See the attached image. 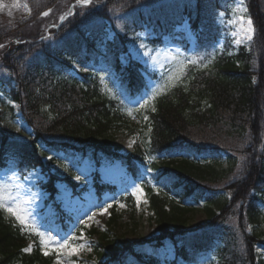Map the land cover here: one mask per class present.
Segmentation results:
<instances>
[{
	"label": "trees",
	"instance_id": "trees-1",
	"mask_svg": "<svg viewBox=\"0 0 264 264\" xmlns=\"http://www.w3.org/2000/svg\"><path fill=\"white\" fill-rule=\"evenodd\" d=\"M77 1L29 0L27 18L0 23V167L15 160L24 174L47 172L46 157L64 152L118 160L135 179L143 177L159 234L126 240L116 232L124 216L115 208L110 231L90 230L99 235L100 264H162L137 248L166 240L176 249L170 264H198L212 251L211 264H264L257 252L264 247V0H246L255 28L251 46L228 47L207 66L192 65L184 82L156 98L149 133L126 154L110 139L127 123L128 103L148 88L145 67L122 59L129 44L146 27L156 35L153 44H163L186 19L200 45L214 44L222 34L218 14L235 0ZM90 64L115 76L106 83ZM116 81L118 95L109 92ZM13 103L31 133L19 129ZM146 165L151 177L142 172ZM58 179L48 174L51 196ZM96 186L101 194L115 190ZM125 199L135 213L134 197ZM192 203L203 205L206 221L189 229ZM31 242L35 248L25 252ZM56 257L45 255L38 236L0 206V264H53Z\"/></svg>",
	"mask_w": 264,
	"mask_h": 264
},
{
	"label": "rangeland",
	"instance_id": "rangeland-1",
	"mask_svg": "<svg viewBox=\"0 0 264 264\" xmlns=\"http://www.w3.org/2000/svg\"><path fill=\"white\" fill-rule=\"evenodd\" d=\"M30 14L29 0H0V23L20 21ZM47 16L48 13H45L43 17ZM249 20L252 21V18L246 0H235L225 11L219 12L218 23L222 34L214 44L205 42L200 45L199 36L191 29L188 19L173 34L166 36L162 45L153 44L152 29L136 35L122 59L125 63L134 59L145 67L148 88L144 89L142 96L128 103L127 123L113 132L114 136L110 139L113 148L126 154L134 152L143 143L149 133V111L154 108L156 98L184 82L192 65L205 67L215 53L228 47L230 50L239 49L242 45L250 47L255 28L252 22L254 30L249 31ZM112 37L113 32L110 31L109 38ZM75 67L78 70L82 66L75 64ZM88 68L105 73L103 79L106 83L115 76V71L103 64H90ZM109 89V92L118 95L119 82L116 81ZM13 105L19 116V129L31 133L32 129L21 116L20 105ZM50 156L52 159L46 157L49 163L47 172L38 167L24 174L15 160H10L7 167H0V206L38 236L44 253L57 256L53 264H100L104 259L100 260L96 250L99 235L92 234L90 230H111L109 219L115 208L124 216L115 226L116 232L126 240L135 242L140 237L152 239L159 234L143 188L146 183L143 177L135 179L127 166L105 156L95 158L64 152ZM141 168L147 177H151V172L146 171L150 166ZM48 174L59 177L54 196L46 188ZM77 176L81 177L80 180L76 179ZM97 183L110 185L115 188L114 193L101 194ZM152 183L155 184L154 181ZM127 196L135 199V213L124 198ZM194 203L189 204L194 207L190 213L189 229L206 221L203 205ZM9 207L12 212L8 211ZM17 214L24 218L23 223L17 219ZM34 248L35 243L31 242L29 252ZM137 251L142 256L157 258L162 264H170L176 258L175 245L171 240H166L162 247L145 243ZM257 252L264 258L262 245L257 246ZM215 260L212 251L203 255L198 264H211Z\"/></svg>",
	"mask_w": 264,
	"mask_h": 264
},
{
	"label": "snow or ice",
	"instance_id": "snow-or-ice-1",
	"mask_svg": "<svg viewBox=\"0 0 264 264\" xmlns=\"http://www.w3.org/2000/svg\"><path fill=\"white\" fill-rule=\"evenodd\" d=\"M248 24H249V26H250L249 31H250V32L253 31L254 29L251 27V26H252V21L249 20V21H248ZM261 26L264 27V21H262ZM3 47H4V45H0V48H3ZM141 47H143V45H141ZM48 159H52V157L49 156ZM146 171H151V169H146ZM80 178H81L80 176H77V177H76L77 180H80ZM8 211H9V212H12L13 209H12L11 207H9V208H8ZM90 218H91V217H90ZM17 219L20 220L21 223H23V221H24V218H23L22 216H20L19 214H17ZM24 251H25V252H28L29 249H28V248H25ZM45 255H47V252L45 253Z\"/></svg>",
	"mask_w": 264,
	"mask_h": 264
}]
</instances>
